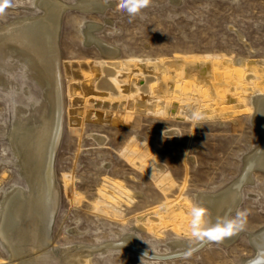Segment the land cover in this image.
Here are the masks:
<instances>
[{"label":"rangeland","instance_id":"1","mask_svg":"<svg viewBox=\"0 0 264 264\" xmlns=\"http://www.w3.org/2000/svg\"><path fill=\"white\" fill-rule=\"evenodd\" d=\"M38 1L9 0L0 30L45 16ZM58 1L69 8L59 28L65 104L54 163L60 191L54 254L99 247L92 264L252 258L249 234L264 227V173L253 172L242 189L237 211L248 215L234 244L205 243L189 225L198 205L212 227L198 196L220 195L237 183L246 158L261 146L253 121L256 97L264 96V0H153L137 16L122 11L120 0H101L103 9ZM103 45L116 56H106ZM107 66L116 72L117 94L101 86ZM30 73L29 62L14 53L0 64L7 83L0 85V224L11 194L32 193L13 145L20 119L29 120L28 128L40 124L45 95ZM195 112L204 119H194ZM130 238L138 251L107 246ZM179 242L194 249L178 254L172 247ZM6 246L0 237V264H14Z\"/></svg>","mask_w":264,"mask_h":264},{"label":"bare ground","instance_id":"2","mask_svg":"<svg viewBox=\"0 0 264 264\" xmlns=\"http://www.w3.org/2000/svg\"><path fill=\"white\" fill-rule=\"evenodd\" d=\"M85 3L89 8L98 5L103 9L101 0H82L76 6L81 9L86 6ZM39 7L45 10V16L23 19L0 30V64H4L10 53L28 61L30 74L43 88L45 95L44 103L38 108L40 114L36 121L40 123L39 126L28 128L29 120L25 119L18 122L13 145L32 193L28 196L19 188L8 197L2 210L0 237L12 252L14 264H92V255L100 250L99 247L81 246L68 249L62 252V258L57 257L52 250V229L60 200L54 163L63 134L65 104L59 28L61 15L69 6L58 0H41ZM103 46L106 56H116L117 52L113 48ZM239 63L244 66L243 60ZM115 75L116 72L107 66L101 86L117 94L118 91L111 82ZM6 84L1 78L0 85ZM141 89L147 91V84L142 85ZM256 107L257 113L253 122L261 134L262 143L246 158L240 179L220 195L198 196L199 203L205 204L210 211L212 226L238 210L242 201V189L246 184L253 183V172L264 173V96L256 97ZM241 234L238 231L219 243L228 247L234 244ZM249 242L255 250V255L244 260L242 264H264V227L250 233ZM180 243L182 242L174 243L172 247L173 251L180 250L178 254L189 253L194 249ZM107 246H121L124 250L138 251L132 238ZM141 254L150 256L147 253Z\"/></svg>","mask_w":264,"mask_h":264},{"label":"clouds","instance_id":"3","mask_svg":"<svg viewBox=\"0 0 264 264\" xmlns=\"http://www.w3.org/2000/svg\"><path fill=\"white\" fill-rule=\"evenodd\" d=\"M153 0H120L118 7L122 11H126L130 16H137L142 11L151 6ZM9 0L0 2V13L8 7ZM193 118L202 120L204 117L199 113H193ZM207 210L201 206H194L190 215L192 220L190 228L192 236L201 240L214 242L223 241L225 238L235 235L238 231H242L246 226L247 211H237L234 217H225L219 220L215 226L207 227L204 217Z\"/></svg>","mask_w":264,"mask_h":264}]
</instances>
